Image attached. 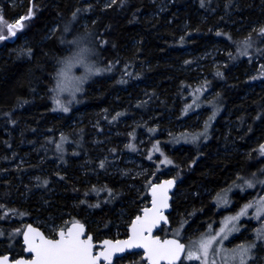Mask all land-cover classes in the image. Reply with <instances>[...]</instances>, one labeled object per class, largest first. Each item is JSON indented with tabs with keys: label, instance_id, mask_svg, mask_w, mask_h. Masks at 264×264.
I'll list each match as a JSON object with an SVG mask.
<instances>
[{
	"label": "trees",
	"instance_id": "trees-1",
	"mask_svg": "<svg viewBox=\"0 0 264 264\" xmlns=\"http://www.w3.org/2000/svg\"><path fill=\"white\" fill-rule=\"evenodd\" d=\"M219 11L232 23L230 28L227 26L229 32L225 35L229 40L226 43L232 45L233 50L240 43L254 47L247 52L250 58L239 60L235 68L232 63L223 73L219 67L208 71L211 78L206 89L218 95L211 104L202 101L201 106L204 108L206 103L216 105L219 112L222 109L229 111L237 130H231L228 138L240 135L241 153L228 151L227 143L222 152L216 150L225 136L219 123L222 116L215 126L221 133L218 139L217 133H213L204 148L195 151L183 146L181 152H172L171 158L180 168L182 180L175 191L180 192V196L172 201L170 222L174 215H191L186 233L201 229L204 218H215L209 194L227 186L247 168L256 170L259 177L264 174V156L257 150L264 143V80H258L259 87L256 88L245 79V68L252 71L259 64V69L264 70V32L261 31L264 29V0H172L161 15L155 14V6L150 0L108 3L107 0H0L1 23L26 19L19 35L25 39L24 47L19 40L0 43V162L7 161L11 154L13 160L18 155L27 156L23 164L4 171L0 164V226H6L4 231L15 222L12 220L8 224L1 219L4 210L17 206L22 210L19 216L24 210L34 208L30 216L57 219L75 215L84 218L87 229L98 240L109 230L103 227L113 221L110 202L122 204L126 218L132 219L138 213V203L131 199L134 194L126 190L124 182L102 179L117 195L111 201H102L97 198V194L105 190L99 186L101 177L82 175L74 167L75 160L83 154L88 162L83 167L93 169L94 158L103 151L101 147H112L120 139H127L125 135L110 138L100 133L96 140L100 139L104 144L96 146L100 147L97 150L91 147V136L97 129H89L86 122L93 114L99 117L102 109L106 113L121 109L127 92L131 93L129 102L136 96L137 90L133 88L138 83L150 90L151 105L157 106L158 112L169 111L174 86L181 80V88L192 86L187 80L190 75L183 77L177 70L180 60L185 57L181 54L214 38L211 29L221 22L217 20ZM51 25L55 26V31L44 39ZM80 32L92 34L98 53L95 59L104 72L86 85L80 104L76 106L77 112L82 114L80 123L76 124L72 113L54 110L50 93L57 58L73 48L64 41L75 38ZM219 40L222 43V36ZM253 59L257 63H253ZM244 61H248L247 65ZM184 81L189 85H184ZM155 94L158 97L155 98ZM71 122L74 123L72 127ZM117 129L124 134V127ZM61 138L74 147V153L66 154L64 149L65 155L70 159L80 155L79 158L64 159L57 183L55 186L49 184L52 191L44 188L40 195L28 197L26 203L20 204L26 191L31 192L29 177L34 176L39 181L43 176L44 165L37 163L38 158H46L57 151V141L63 144ZM249 148L253 150L247 153ZM87 167L85 172H92ZM142 198L146 199V194L143 193ZM238 240L237 237L234 241Z\"/></svg>",
	"mask_w": 264,
	"mask_h": 264
},
{
	"label": "rangeland",
	"instance_id": "rangeland-1",
	"mask_svg": "<svg viewBox=\"0 0 264 264\" xmlns=\"http://www.w3.org/2000/svg\"><path fill=\"white\" fill-rule=\"evenodd\" d=\"M112 1L107 0V3ZM150 2L155 6L156 15L165 14L167 8L172 4V0H150ZM219 13L217 20L221 22L218 26H214L215 28L211 29L214 38L210 42L202 43L190 51L182 52L181 55H185V57L180 60L177 70L181 71L183 77L190 75L187 77V80L191 83L184 81L186 83L183 82V84H190L192 86L191 88L187 86L181 88L180 84L182 80L178 85L174 86L171 94L173 100L169 102L172 107L169 111L162 110L158 112V107L151 105L152 96L150 90L143 83H138L133 88L137 90L136 96L129 102L131 93L127 92L124 106L121 109L110 110L108 113L102 109L99 117L93 114V118L89 122H86L89 129H97V132H94L91 136V147L97 150L100 147L96 146L104 144L102 140H96L100 133H104L110 136V138L125 135L127 139H120V142L115 143L112 147L108 145L106 148L101 147L103 151L94 158L95 164L93 169L87 166L83 167L88 163L83 154L82 156L79 155L80 158L77 155L75 156V158L79 159L75 160L74 167L82 175H88L89 177L98 176L101 177V180L113 178L117 179L119 183L124 182L126 190H130L134 194V197L131 198L133 199L132 201L138 203V213L135 215L139 214L140 210L147 206L148 198L143 199L142 195L143 193L146 194V190L151 184L159 182L168 176L174 177L178 183L182 180V172L171 158L174 150L181 152L182 147L185 146L191 147L196 151L204 148L210 141L213 133H217V139L220 137L221 133L215 127L220 116L222 118L219 123L220 127L225 130V136L216 150L222 152L223 147L226 145L225 143H227L228 151L241 153V146L238 144L240 135L239 137L230 135V138H228L231 130H237V125L234 124V119L230 117L229 111L227 112L222 109V112H219L220 110L216 105L213 107L206 103H204V108L201 106L202 101H207L211 104V102H214V97L218 95L215 91H210V89L208 91L206 89V83L211 78L208 71L219 67L223 73L227 65L232 63V68H235L239 60H248L250 58L247 52L252 51L254 47L252 44L240 43L233 50L232 45L226 43L229 39L225 35L229 32L227 26L230 28L232 23L224 19L222 11H219ZM25 20L20 21V19H15L7 24L0 22V35L5 36L4 39H0V43L3 41L13 43L15 40H19L24 47L26 44L25 39L20 38L19 35L23 31ZM10 25L13 26L12 32H14V35L9 33ZM185 28L186 25L183 31ZM249 30L252 31L253 28ZM54 31L55 26L51 25L44 39H47ZM220 36L223 39L222 43L219 40ZM252 61L253 63H257L255 59ZM244 62L247 65L248 61ZM245 70L247 77L245 79L256 88L259 87L258 80H264V70L259 69V64H256V68L252 71L246 68ZM76 71L79 72L80 70L77 69ZM106 72L108 73V71ZM102 74L94 76L91 80L102 76ZM53 85L54 75L52 88ZM85 87L83 92L76 97L75 102L69 101L66 107H62L61 101L53 96L51 88L50 96L54 110L63 114L72 113L74 123H80L82 114H80L81 112H77L76 106L80 104ZM122 91H125V88ZM156 97L158 95L155 94ZM159 101L161 102L162 100ZM65 108L67 109L66 111L64 110ZM74 123L70 124L71 127ZM99 123L102 125L99 126ZM119 126L120 128H125L124 134L118 131L117 127ZM114 127L116 128L114 129ZM59 135L62 137V132H59ZM62 140V145L58 141L56 143L58 146L57 151L55 150L53 154H48L46 158H38L37 163L44 165L43 176L39 181H36L34 176L29 177L28 188L31 189V192L26 191V194L20 198V204L26 203L28 197L40 195V191L44 188H48L49 191L53 190V187H49V184L51 183L55 186L58 176L63 169L62 163L64 159L67 158L68 161L70 159L68 155H65L64 149L66 150V154L70 152L74 153V147L71 144H66V139ZM262 146H264V143ZM252 150L253 148H249L246 152L250 153ZM257 150L263 157L264 152L261 151V148H257ZM12 157L13 155L11 154L7 158V161L0 162L4 167L1 171L19 166L27 158L26 155H18L15 160ZM197 158L198 156H196ZM86 167L89 170L91 169L92 172L89 171L87 174L85 172ZM255 171H250V168H247L243 174L237 176L227 186L213 194H209L208 198L212 199V213L215 218L212 220L204 218L201 229L196 228L190 233H186L185 228L190 223L192 216L189 214V216H186L187 214L182 213L179 217L177 215L173 216V221L169 227L162 228L161 235L163 237H172L185 243L186 254H184L180 264H241L242 246L248 249L247 255L243 257L244 264H264V212L258 213V202L264 199V174L259 177L257 171ZM99 186L100 188H105V190H101L102 194H97L98 199L102 198V201H111L116 195L114 188H110L106 181L102 180ZM179 196L180 192H175L172 199L174 200ZM110 203L113 221H111L108 227H103L109 230L103 233L101 239L116 240L124 238L126 237V232L124 231H127V227L134 217L129 219L124 216L122 204ZM247 205H251V207L247 208L246 214L239 215ZM1 208L4 210L3 206ZM33 210L34 208L24 210L21 212V216L18 214L19 211H22L20 210V206L4 210L5 212L1 216V219L8 224L12 220L15 222L8 231H4L6 226H0V253L19 251L22 246L21 234L28 223L51 231V233H56L58 229H63L73 222L86 224L84 218H78L75 215H64L57 219L42 218L38 215L30 216L29 213H32ZM88 213H91V211ZM238 215L239 218L237 220L229 221L225 224V221L229 217ZM18 217L19 219L16 220ZM221 229H224V231L222 232ZM237 237L239 240L234 241ZM207 240H212V243L208 248L207 255H204L200 251V248L201 243ZM190 252L199 258H188ZM114 264L145 263L142 261L140 253H132L117 260Z\"/></svg>",
	"mask_w": 264,
	"mask_h": 264
},
{
	"label": "snow or ice",
	"instance_id": "snow-or-ice-1",
	"mask_svg": "<svg viewBox=\"0 0 264 264\" xmlns=\"http://www.w3.org/2000/svg\"><path fill=\"white\" fill-rule=\"evenodd\" d=\"M13 26H9V33L12 32ZM264 32V29L261 30ZM5 36L0 35V39H4ZM59 107V105H58ZM67 110L66 108L64 109ZM131 147V146H129ZM261 151L264 152V146L261 147ZM172 182L169 181L170 185ZM251 186V185H249ZM155 194V189L153 190ZM258 213L264 212V199L258 202ZM166 206V205H165ZM251 205H247L239 215H245L246 210ZM158 210L156 216H158ZM238 216L229 217L225 224L229 221H235ZM156 216L146 213L143 219L138 218L139 230H137V224L133 225V236L130 240L119 242L117 245H112L110 241H105V244L109 246V251L103 254L105 259H108L111 255V250H120L123 245L143 247L148 253L147 259L149 264H160L161 261H167L168 264L178 258L179 254L184 250L183 245L175 240L164 241L161 243L159 240L150 239L145 236V233H151L152 227L156 223ZM234 227V225H233ZM223 232L224 229H221ZM29 233H34L33 236H29ZM83 234V227L76 225L66 232L61 231L59 233V239H45L40 233L35 232L34 229L29 228L25 233V242L28 245V251L34 253V259L29 261V264H97L100 259V255L93 256L90 245V238L81 239ZM39 238L37 243L36 238ZM226 238V237H225ZM212 240L203 241L201 243L200 251L202 254L207 255L209 246ZM248 249L241 247V264H244L243 257L247 255ZM188 258H199L194 256L191 252L188 254ZM6 260V258H5ZM3 264V262H0ZM17 264H24L23 261H18Z\"/></svg>",
	"mask_w": 264,
	"mask_h": 264
},
{
	"label": "water",
	"instance_id": "water-1",
	"mask_svg": "<svg viewBox=\"0 0 264 264\" xmlns=\"http://www.w3.org/2000/svg\"><path fill=\"white\" fill-rule=\"evenodd\" d=\"M171 181L172 183L169 185L168 182ZM177 182L175 181L174 177H168V178H164L162 180H160L159 182L153 183L151 184L148 189L146 190V196L148 198V204L145 208H142L139 212V214H137L130 222V224L127 227V231H126V237L124 238H120V239H116V240H112V239H108L105 238L103 240H101L98 243H92V236L88 235L86 237V239L90 238V245H91V251L92 254L94 253L93 256L96 255H100V259L97 261V264H114V262H116L117 260L121 259L122 257L132 254V253H140L141 254V259L145 264H149V260L147 259L148 253L145 251V249L143 247H137V246H128V245H123L120 247V250H115L112 249L111 250V255L109 256L108 259H105L103 254L107 251H109V246L105 244V241H110L112 245H117L119 242H124V241H128L132 238L133 236V225L137 224V230H139V225H138V218L143 219L147 214L149 215H153L156 216V211L158 210L159 215L156 216V223L155 225L152 227L151 233H145V236L147 238L150 239H155V240H159L161 243H163L164 241H171V240H175L178 243H180L181 245H183V251L179 254L178 258L173 262V264H180L184 254H185V243L172 238V237H164L161 238L160 236H158L156 233L162 228V227H168L169 226V219H168V214L171 212V201L173 198V194L176 191L177 188ZM155 189V194H154V190ZM166 205V206H165ZM79 225L83 227V234L82 236H84L85 233V226L82 223H71L69 224L65 231L66 232L68 229L73 228L74 226ZM32 228L34 229L35 232L40 233L41 236L44 237L42 231L34 226L31 223L26 224V226L24 227L22 234H21V243L22 246L24 248V254L26 256H31V259L29 260H25L22 258H19L16 260V262L10 261V256L8 254L6 255H2L0 256V262H3V264H17L18 261H23L24 264H29V261H31L32 259H34V253L29 252L28 249V245L25 242V233L28 232V229ZM34 233H29V236H33ZM81 236V238H82ZM45 238V237H44ZM59 234H58V238L59 239ZM47 239V238H45ZM37 243L39 242V238H36ZM94 248H97L95 251ZM6 258V260H5ZM160 264H168L167 261H161Z\"/></svg>",
	"mask_w": 264,
	"mask_h": 264
},
{
	"label": "clouds",
	"instance_id": "clouds-1",
	"mask_svg": "<svg viewBox=\"0 0 264 264\" xmlns=\"http://www.w3.org/2000/svg\"><path fill=\"white\" fill-rule=\"evenodd\" d=\"M64 43L74 47L57 58L52 88L53 96L61 101L62 107L69 101L75 102L91 79L103 71L95 59L98 53L90 32H80L71 40L65 39Z\"/></svg>",
	"mask_w": 264,
	"mask_h": 264
},
{
	"label": "flooded vegetation",
	"instance_id": "flooded-vegetation-1",
	"mask_svg": "<svg viewBox=\"0 0 264 264\" xmlns=\"http://www.w3.org/2000/svg\"><path fill=\"white\" fill-rule=\"evenodd\" d=\"M168 177H171V176H168ZM168 177H165V178H168ZM175 179V178H174ZM175 181H176V179H175ZM177 182V181H176ZM177 184H178V182H177ZM172 201H173V199H172ZM172 201H171V210H172ZM171 213V212H170ZM170 213L168 214V219H169V225L171 224V222H170ZM136 216V215H135ZM134 216V217H135ZM80 223V222H79ZM84 224V226H85V233H84V236H82V238L81 239H86V237L88 236V235H91L92 236V243H98V242H100L101 240H103V239H100V240H98L88 229H87V226H86V224L85 223H83ZM35 226V225H34ZM41 231H42V233H43V235H44V237L45 238H47V239H57L58 238V234L61 232V231H65V229H66V227L65 228H63V229H58V231L56 232V233H51V231H47L46 229H43V228H41V227H38ZM162 228H165V227H162ZM162 228L156 233L158 236H160L161 238H164L162 235H161V231H162ZM97 248H94V250L93 251H95ZM6 254H8L9 256H10V261H13V262H16V260L17 259H19V258H22V259H25V260H29V259H31V256H26L25 254H24V248H23V246H21L20 247V249H19V251L18 252H14V253H12V252H6V253H0V256H2V255H6ZM93 255H94V253H93ZM117 262V261H116ZM116 262H114V263H116Z\"/></svg>",
	"mask_w": 264,
	"mask_h": 264
},
{
	"label": "bare ground",
	"instance_id": "bare-ground-1",
	"mask_svg": "<svg viewBox=\"0 0 264 264\" xmlns=\"http://www.w3.org/2000/svg\"><path fill=\"white\" fill-rule=\"evenodd\" d=\"M212 200V199H211ZM108 203V202H107ZM20 240V239H19ZM186 254V253H185Z\"/></svg>",
	"mask_w": 264,
	"mask_h": 264
}]
</instances>
